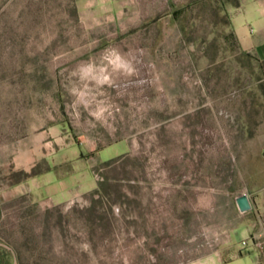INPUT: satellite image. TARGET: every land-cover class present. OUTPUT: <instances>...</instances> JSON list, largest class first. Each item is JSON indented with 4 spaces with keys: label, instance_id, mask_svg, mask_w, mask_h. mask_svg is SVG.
<instances>
[{
    "label": "rangeland",
    "instance_id": "374dc122",
    "mask_svg": "<svg viewBox=\"0 0 264 264\" xmlns=\"http://www.w3.org/2000/svg\"><path fill=\"white\" fill-rule=\"evenodd\" d=\"M232 1L0 0V264H264V60Z\"/></svg>",
    "mask_w": 264,
    "mask_h": 264
},
{
    "label": "crops",
    "instance_id": "0c3cea01",
    "mask_svg": "<svg viewBox=\"0 0 264 264\" xmlns=\"http://www.w3.org/2000/svg\"><path fill=\"white\" fill-rule=\"evenodd\" d=\"M232 21L243 46L264 60V0H241V4L232 11ZM245 231L249 233L251 230L245 227ZM220 250H211L198 257L194 264H220ZM233 253L239 257L238 249L235 248Z\"/></svg>",
    "mask_w": 264,
    "mask_h": 264
},
{
    "label": "water",
    "instance_id": "95a60500",
    "mask_svg": "<svg viewBox=\"0 0 264 264\" xmlns=\"http://www.w3.org/2000/svg\"><path fill=\"white\" fill-rule=\"evenodd\" d=\"M237 203L242 211H247L252 208V200L248 193H243L237 197Z\"/></svg>",
    "mask_w": 264,
    "mask_h": 264
},
{
    "label": "trees",
    "instance_id": "16d2710c",
    "mask_svg": "<svg viewBox=\"0 0 264 264\" xmlns=\"http://www.w3.org/2000/svg\"><path fill=\"white\" fill-rule=\"evenodd\" d=\"M232 2L237 6L241 4V0H233Z\"/></svg>",
    "mask_w": 264,
    "mask_h": 264
},
{
    "label": "built area",
    "instance_id": "2783aa9c",
    "mask_svg": "<svg viewBox=\"0 0 264 264\" xmlns=\"http://www.w3.org/2000/svg\"><path fill=\"white\" fill-rule=\"evenodd\" d=\"M244 242L246 243V240Z\"/></svg>",
    "mask_w": 264,
    "mask_h": 264
}]
</instances>
